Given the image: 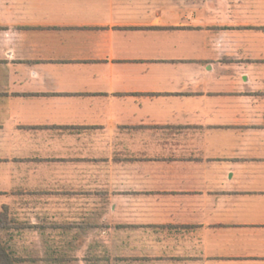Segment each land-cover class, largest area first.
I'll return each instance as SVG.
<instances>
[{
	"label": "crops",
	"instance_id": "0c3cea01",
	"mask_svg": "<svg viewBox=\"0 0 264 264\" xmlns=\"http://www.w3.org/2000/svg\"><path fill=\"white\" fill-rule=\"evenodd\" d=\"M0 234L21 264H264V0H0Z\"/></svg>",
	"mask_w": 264,
	"mask_h": 264
},
{
	"label": "trees",
	"instance_id": "16d2710c",
	"mask_svg": "<svg viewBox=\"0 0 264 264\" xmlns=\"http://www.w3.org/2000/svg\"><path fill=\"white\" fill-rule=\"evenodd\" d=\"M20 258L14 256L0 239V264H19Z\"/></svg>",
	"mask_w": 264,
	"mask_h": 264
},
{
	"label": "rangeland",
	"instance_id": "374dc122",
	"mask_svg": "<svg viewBox=\"0 0 264 264\" xmlns=\"http://www.w3.org/2000/svg\"><path fill=\"white\" fill-rule=\"evenodd\" d=\"M4 235H5V234H0V239H1V240L3 241V243H5V244H6V243H9V240H8V239H9V236H6V235H5V237H4ZM6 238H7V242L5 241ZM19 264H21V263H19Z\"/></svg>",
	"mask_w": 264,
	"mask_h": 264
}]
</instances>
